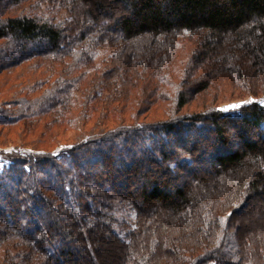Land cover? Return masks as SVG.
I'll use <instances>...</instances> for the list:
<instances>
[{
	"label": "trees",
	"instance_id": "obj_1",
	"mask_svg": "<svg viewBox=\"0 0 264 264\" xmlns=\"http://www.w3.org/2000/svg\"><path fill=\"white\" fill-rule=\"evenodd\" d=\"M0 98V264H264V0H0Z\"/></svg>",
	"mask_w": 264,
	"mask_h": 264
},
{
	"label": "rangeland",
	"instance_id": "obj_2",
	"mask_svg": "<svg viewBox=\"0 0 264 264\" xmlns=\"http://www.w3.org/2000/svg\"><path fill=\"white\" fill-rule=\"evenodd\" d=\"M226 94L227 95L224 96L223 99H219V101H218V107L224 112L233 113L238 109V107H229V106H233V105H239L240 106V105L244 104L245 102L249 101V98H247V97H236V96L230 95L228 93H226ZM0 100H1V98H0ZM262 101H264V100H262ZM262 105H264V104H262ZM72 139H73V133H67V135H65V137L63 138V140L65 142H69ZM115 214L118 215V217L120 219L124 218L125 221H126V219L127 220L131 219V216H132L129 208H127L126 206L118 207Z\"/></svg>",
	"mask_w": 264,
	"mask_h": 264
},
{
	"label": "snow or ice",
	"instance_id": "obj_3",
	"mask_svg": "<svg viewBox=\"0 0 264 264\" xmlns=\"http://www.w3.org/2000/svg\"><path fill=\"white\" fill-rule=\"evenodd\" d=\"M261 103L264 104V101H261ZM229 107H239V105H233V106H229Z\"/></svg>",
	"mask_w": 264,
	"mask_h": 264
}]
</instances>
